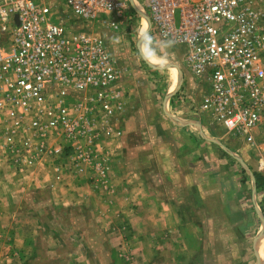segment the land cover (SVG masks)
I'll use <instances>...</instances> for the list:
<instances>
[{
	"label": "built area",
	"instance_id": "1",
	"mask_svg": "<svg viewBox=\"0 0 264 264\" xmlns=\"http://www.w3.org/2000/svg\"><path fill=\"white\" fill-rule=\"evenodd\" d=\"M143 12L145 32L180 45L191 81L204 85L197 104L181 89L179 98L254 144L264 0H0L1 167H45L52 187L87 173L108 179L105 139L123 135L133 105L101 33Z\"/></svg>",
	"mask_w": 264,
	"mask_h": 264
},
{
	"label": "rangeland",
	"instance_id": "2",
	"mask_svg": "<svg viewBox=\"0 0 264 264\" xmlns=\"http://www.w3.org/2000/svg\"><path fill=\"white\" fill-rule=\"evenodd\" d=\"M141 14L136 13L117 32L101 33L117 61L118 84L132 98L134 112L124 122L123 135L130 134L133 120L137 129L152 125L150 130L140 132L152 146L164 142L169 134L170 139L176 136L183 148L193 139V145L199 147L193 158L209 161L203 165L195 163L193 168L197 165L201 172L209 167L216 176L228 170L231 178L239 182L238 196L226 204L241 208L237 210L240 224L209 229L206 222L201 225L207 218L204 207L196 202L187 205L181 201L183 197L175 212L167 208L160 213L143 210L140 197L122 194L127 193L128 184L139 182L136 178L127 180L126 164L112 165V174L115 170L112 176L108 168V179L104 182L87 173L54 187L45 167L18 175L0 166V264H200L186 254L198 251L197 237L208 241L209 234L216 242L224 239L231 242L218 245L223 250L216 252L217 258L228 246L233 251L242 249L243 242L248 257L264 264V256L259 254L261 243L264 252V183L256 187L252 178L253 172L264 177V168L260 170L258 166L259 159H264V122L254 131L252 145L209 115L195 114L189 103L179 98L178 90L192 95L197 104L204 85L191 81L180 45L143 33L146 16ZM144 51L153 56H146ZM202 147H206L204 152ZM203 176L200 174L198 184L203 183ZM85 184L104 185L115 191L126 189L108 194L104 188L94 187L104 189L101 194L80 187ZM229 187L232 189L231 184ZM143 197L144 201H158L153 194ZM149 205L154 208L152 203H147V208ZM191 222L199 226L190 227ZM183 239L190 243L184 244Z\"/></svg>",
	"mask_w": 264,
	"mask_h": 264
},
{
	"label": "crops",
	"instance_id": "3",
	"mask_svg": "<svg viewBox=\"0 0 264 264\" xmlns=\"http://www.w3.org/2000/svg\"><path fill=\"white\" fill-rule=\"evenodd\" d=\"M127 97L129 100L132 99L130 95H127ZM130 102L132 103L131 100ZM145 125L146 123L143 126ZM149 125L150 127H148ZM129 127L131 129L129 131L130 134H127L126 136L122 135L113 139H105L106 149L109 151V160L107 164L111 176L115 174V170L112 174V165L121 166L122 164H126L125 167L128 169L126 173L127 180H134L136 178V180L139 181L133 185L128 184V189H126V187L122 189L119 188L117 191L123 192V190L126 189V191H124L127 193L122 194H127L129 197L131 195L133 197H140L139 205H141L143 210L149 209L159 213L165 208L171 212L178 210L177 206L181 207L179 204V199L181 197H183V199L181 198V201L187 202V205H192L194 202L200 203L202 208L204 207V211H206L204 213L207 215V218L205 219L206 221H201V225L204 226L206 222V227L209 229L218 225L235 227L240 224V218L238 217L240 211L237 213V210H240L241 208L236 209V205L232 206L226 204L227 202L232 201L231 199H233V197L238 196L239 193L236 192V189L240 188L239 182L236 178H231L232 174L228 170H226V172L218 173L216 176L213 171L209 170V167L201 172H199L200 169H198L197 165L193 168L192 165L195 163L201 165H203V163L209 164L208 160L202 159L203 161H201L197 160V158H193V153L199 149L196 144L195 146L193 145V139L191 140L190 145L183 148L181 146L182 142L179 141L176 136H173L170 139L169 134L165 140H163L164 142L152 146L149 145L145 134L141 135L140 133L148 128V130H150V128H152L151 124H148L146 128L139 127L137 129L132 120ZM161 128L163 129V126ZM164 130L168 131L169 128ZM177 131H179V129ZM178 135H180V133H178ZM194 149L196 150L194 151ZM205 149L206 147H202L201 151ZM119 162H121V164H119ZM15 173L16 172H14V174ZM16 174L20 175L22 173L18 172ZM200 174L204 175L202 177L204 179L202 184H198ZM116 175L118 178L120 177L119 174ZM252 178L255 181L253 175ZM24 182L25 179L22 183ZM216 183L220 184L218 185L220 188L216 186ZM230 184L232 189L229 187ZM97 185L85 184L80 187L85 188L86 186V188H89L86 189V191L96 190L94 187L104 188L108 194H114L117 192L114 188L107 190L108 188L103 187L104 185L96 187ZM104 189L101 191L98 189L96 191L102 194ZM81 191L83 190L81 189ZM146 194L157 196L158 201L142 200L141 198H144L143 196H146ZM218 201L220 204L216 203ZM147 203H152L154 208L150 205L149 208H147ZM192 224H194V222H191L190 227L193 226V228H196L199 226V224ZM210 231L213 232L212 230ZM197 238L196 244L198 251H191V253L189 252L186 254L191 256L190 259H197L194 261L195 263L199 260L200 264H247L246 261L250 260L252 261L251 264H258L255 258L248 257L250 255L247 254L246 244L243 242L242 249L238 247L233 251L230 246H228L224 249L225 253L223 255H217L221 258H217L216 252L223 250L219 248L218 245H230L231 242L226 241V239L221 242H216L217 239L210 234L207 237L208 241L200 237ZM193 241L195 242V240ZM182 242L186 245L190 243H187L188 241L184 239ZM201 248L203 252H200ZM259 252L261 256H264L262 243L260 244ZM186 255H183V258Z\"/></svg>",
	"mask_w": 264,
	"mask_h": 264
},
{
	"label": "trees",
	"instance_id": "4",
	"mask_svg": "<svg viewBox=\"0 0 264 264\" xmlns=\"http://www.w3.org/2000/svg\"><path fill=\"white\" fill-rule=\"evenodd\" d=\"M252 175L256 181V187L264 183V177L260 173L253 172Z\"/></svg>",
	"mask_w": 264,
	"mask_h": 264
},
{
	"label": "bare ground",
	"instance_id": "5",
	"mask_svg": "<svg viewBox=\"0 0 264 264\" xmlns=\"http://www.w3.org/2000/svg\"><path fill=\"white\" fill-rule=\"evenodd\" d=\"M144 13H142L141 15H143ZM142 17V16H141ZM147 26H148V21H147V18H146V23H145V25L141 28V30H143V33L146 31V29H147ZM140 39H141V35H140ZM145 49V48H144ZM145 51H147V50H145ZM145 51H144V53H145ZM146 54V56H149L150 54H149V52L147 53H145ZM148 54V55H147ZM151 57L153 56V54L152 55H150Z\"/></svg>",
	"mask_w": 264,
	"mask_h": 264
}]
</instances>
